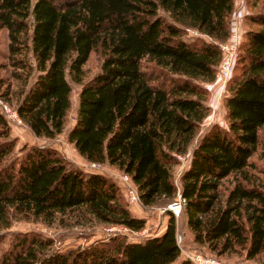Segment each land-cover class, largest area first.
Listing matches in <instances>:
<instances>
[{
	"label": "trees",
	"instance_id": "16d2710c",
	"mask_svg": "<svg viewBox=\"0 0 264 264\" xmlns=\"http://www.w3.org/2000/svg\"><path fill=\"white\" fill-rule=\"evenodd\" d=\"M233 11V0H0L7 65L20 84L18 119L34 137L53 140L64 129L71 83L79 85L66 141L87 162L128 175L141 208L167 216L161 234L137 242L115 234L61 250L28 231L11 233L3 247L4 230L18 220L51 224L72 214L131 232L145 221L112 179L74 166L48 143L13 152L0 111V264H192L176 262L185 234L227 264L237 263L222 257L263 253L264 170L250 159L264 130V12L246 17L255 27L243 33L226 80L225 126L213 122L198 134ZM95 50L99 68L83 81ZM143 59L158 70L143 71ZM12 94L0 78V98ZM177 195L175 218L165 207Z\"/></svg>",
	"mask_w": 264,
	"mask_h": 264
},
{
	"label": "rangeland",
	"instance_id": "374dc122",
	"mask_svg": "<svg viewBox=\"0 0 264 264\" xmlns=\"http://www.w3.org/2000/svg\"><path fill=\"white\" fill-rule=\"evenodd\" d=\"M233 1L234 11L231 16V32L233 31L238 33L241 41L243 33L247 29L255 27L250 23V21L246 17L258 12H264V0ZM186 36L198 37L203 40H208L207 37L201 34L191 33L188 31V29H186ZM7 43L8 40L6 30L0 29V78H3L5 79V81L10 83V88L13 92L9 100L5 101L2 98H0V100L7 106L9 111L12 112L14 111V106L16 103L15 94L20 84L10 76L12 70L10 66L7 65ZM100 61L101 55L98 50L92 51L89 54L88 59L82 66L83 81H86L94 73L97 72L100 65ZM141 67L142 70L148 74H150V71L152 70H158V67L152 61L146 59L142 60ZM225 85L226 81H223V79H221L220 77H216L213 82L205 85V87L208 89V97L206 99V103L210 108V112L209 115L202 121L198 134H200L205 127H207L210 123L213 122H216L221 126H225V120H223V114H225V109H223V97H225L226 95ZM78 90L79 85L71 83L70 107L66 114L64 129L53 140H46L43 138L34 137L20 120L17 121L13 117L7 118V114L3 113L8 122L9 135L10 137L15 138V147L13 152L17 154V150L23 144L30 145L48 143L53 149H55L58 153L64 156L74 166L82 169L85 172H100L106 175L108 178L112 179L116 183V185L121 188V183L119 181L122 177L121 172L116 170L114 167L107 165L91 167L90 163L80 157L74 150L72 145L66 141L65 133L67 129L73 124V118L77 105ZM187 158V155H183L182 157H180L179 163L172 169L175 183L178 182V175L181 169L186 165ZM250 161L257 167V169L264 170V130L260 131V139L257 146V150L255 154L251 157ZM120 192L130 213L135 217L144 219L145 223L143 229L137 232H131L121 226H107L92 221L91 219L85 216V219H80L73 216L72 214H70L69 216H58L56 220H54L51 224H43L39 220H18L14 221L8 229L4 230L5 239L3 242V247L7 245L10 234L15 232L34 231L39 233L40 235L50 237L54 241V246L61 250L75 248L77 246H84L96 240H105L107 237L113 236L115 234L124 236L128 239V241L131 242H137L146 237H152L161 234L167 220V216L163 213V209L158 206L143 209L139 205L138 200H131L127 198L128 194H126L125 191L122 192L120 190ZM177 197L178 196L175 197L174 201H177ZM175 218H177V216ZM182 228L183 227L181 226V229ZM185 235L186 236L184 240H182L184 245L183 248L180 249V255L177 258L176 262L181 259H185L186 253L213 255L206 249L199 247L196 243L191 242L190 239L187 238V234ZM222 259H226L227 262L237 264H264V251L262 254L252 260H245L243 257L238 256H225L222 257ZM174 263L175 262H173L172 264Z\"/></svg>",
	"mask_w": 264,
	"mask_h": 264
},
{
	"label": "built area",
	"instance_id": "2783aa9c",
	"mask_svg": "<svg viewBox=\"0 0 264 264\" xmlns=\"http://www.w3.org/2000/svg\"><path fill=\"white\" fill-rule=\"evenodd\" d=\"M188 31L191 33H194V34H199L194 29H188ZM239 42H240V37H239L238 33L232 31L230 33V36L228 37V39L226 41L219 43V47H220V50L222 52V56H221V60L218 64V66H217L215 78L220 77L221 79H223V81H226L228 79V77L231 75ZM0 111L2 113L7 114V116H6L7 118L13 117L17 121H19L18 117L16 116L15 111L10 112L9 109L7 108V106L4 103H2L1 100H0ZM90 166L91 167H98L99 164L90 163ZM120 179H121V180H119L121 183L120 190L122 192L125 191L126 194H128L127 198H129L131 200H137L136 189H135L133 183L131 182L130 177L128 175L122 173V177ZM177 198H178L177 201L175 200V201L171 202L170 205H167V207H165V209L169 210L173 214V216H175V217L178 215L180 205L182 203V199H180L179 196ZM124 229H126V228L124 227ZM185 256H186L185 259L189 260L192 264H227V263L219 260L218 258H216L213 255L186 253Z\"/></svg>",
	"mask_w": 264,
	"mask_h": 264
}]
</instances>
